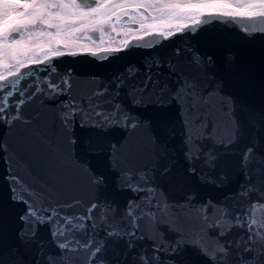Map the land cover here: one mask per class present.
I'll use <instances>...</instances> for the list:
<instances>
[{
	"label": "water",
	"instance_id": "95a60500",
	"mask_svg": "<svg viewBox=\"0 0 264 264\" xmlns=\"http://www.w3.org/2000/svg\"><path fill=\"white\" fill-rule=\"evenodd\" d=\"M207 19L0 80V264H264V17Z\"/></svg>",
	"mask_w": 264,
	"mask_h": 264
},
{
	"label": "flooded vegetation",
	"instance_id": "af4514ba",
	"mask_svg": "<svg viewBox=\"0 0 264 264\" xmlns=\"http://www.w3.org/2000/svg\"><path fill=\"white\" fill-rule=\"evenodd\" d=\"M49 1L51 0H40V2H42L43 4V7L36 10L35 13L38 14V23L41 25H46L50 27L52 32L55 33V38H56V36L62 34V31H63V23H64L63 20H64L65 13L62 10H63L64 0H55V1H61L60 6H62V9L59 11L57 10L55 13H52V14H48V11H47V3ZM1 2L3 3V0H1ZM92 16H96V15H92ZM36 26H38L37 22L34 23V27ZM102 40H104L103 37H102Z\"/></svg>",
	"mask_w": 264,
	"mask_h": 264
}]
</instances>
